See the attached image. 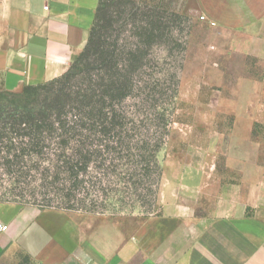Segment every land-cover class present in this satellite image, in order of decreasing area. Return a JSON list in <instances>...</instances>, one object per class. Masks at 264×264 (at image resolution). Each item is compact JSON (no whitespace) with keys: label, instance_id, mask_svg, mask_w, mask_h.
I'll list each match as a JSON object with an SVG mask.
<instances>
[{"label":"crops","instance_id":"crops-1","mask_svg":"<svg viewBox=\"0 0 264 264\" xmlns=\"http://www.w3.org/2000/svg\"><path fill=\"white\" fill-rule=\"evenodd\" d=\"M101 1L0 0V89L66 75ZM199 3L213 48L156 208L116 218L0 200V264H264V0Z\"/></svg>","mask_w":264,"mask_h":264},{"label":"rangeland","instance_id":"rangeland-1","mask_svg":"<svg viewBox=\"0 0 264 264\" xmlns=\"http://www.w3.org/2000/svg\"><path fill=\"white\" fill-rule=\"evenodd\" d=\"M103 1L116 6L106 40L117 66L122 67L124 58L135 66L128 74V94L114 97V140L111 136L87 143L86 147L101 153L94 154V161L77 176L66 171L64 157L58 155L63 147L55 141L40 155L28 157L25 165L23 161L16 164L19 140L8 133L4 144L12 152L0 142L1 201L116 218L145 217L156 208L165 157L172 147L190 140L191 113L197 106L191 99L194 86L190 82L206 75L208 49L213 48L208 37L211 26L199 0ZM99 69L77 77L74 93L88 94L91 85L93 93L100 94L106 79L100 85ZM86 70L82 65L71 68L76 75ZM117 72L115 68L114 90L123 80ZM23 101L21 92L0 89V126L7 112L19 110ZM72 146L76 147L74 141ZM10 154L15 162L9 167Z\"/></svg>","mask_w":264,"mask_h":264},{"label":"trees","instance_id":"trees-1","mask_svg":"<svg viewBox=\"0 0 264 264\" xmlns=\"http://www.w3.org/2000/svg\"><path fill=\"white\" fill-rule=\"evenodd\" d=\"M115 7L112 3L101 1L88 42L71 65V68L82 65L87 69L84 73H79L82 75L73 74L70 68L66 75L52 82L24 87L21 91L24 101L20 109H11L6 117L2 118L0 126L2 147H8L9 152H12L13 148L4 144L8 140V133L13 132L14 138L19 140L15 152L16 162L11 158L12 154L6 160L9 167L18 161L20 164L23 161L25 165L28 157L32 154L40 155L49 148L51 141H55L59 148L63 147L60 148L58 155L59 158L64 157L66 171L78 176L94 161L93 155L101 153V149L94 150L93 147H86V144L93 145L95 140L103 141L111 136L114 140V97L128 94L127 90L130 87L128 74L135 68L131 60L125 58L124 64L119 68L114 51L108 47L106 39L113 29ZM114 67L119 71L117 74L123 78L122 84L117 85L115 90ZM94 68L97 70L100 68L98 71L101 75L100 85L106 79L100 94L93 93L95 90L91 85L88 94L82 95L80 91L74 93L72 88L75 79L89 76L94 72ZM42 94H46V97L39 101ZM9 138L11 144V135ZM72 141L76 147H70ZM67 150H72V153L67 154Z\"/></svg>","mask_w":264,"mask_h":264},{"label":"built area","instance_id":"built-area-1","mask_svg":"<svg viewBox=\"0 0 264 264\" xmlns=\"http://www.w3.org/2000/svg\"><path fill=\"white\" fill-rule=\"evenodd\" d=\"M46 9L48 8V6L45 7ZM7 225H4L2 223H0V230H6L7 229Z\"/></svg>","mask_w":264,"mask_h":264}]
</instances>
